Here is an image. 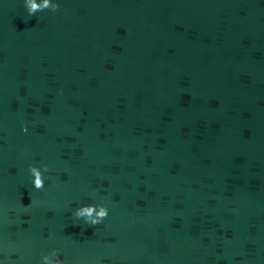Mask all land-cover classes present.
<instances>
[{
    "label": "water",
    "instance_id": "water-1",
    "mask_svg": "<svg viewBox=\"0 0 264 264\" xmlns=\"http://www.w3.org/2000/svg\"><path fill=\"white\" fill-rule=\"evenodd\" d=\"M35 2L0 0V264H264V0Z\"/></svg>",
    "mask_w": 264,
    "mask_h": 264
},
{
    "label": "clouds",
    "instance_id": "clouds-1",
    "mask_svg": "<svg viewBox=\"0 0 264 264\" xmlns=\"http://www.w3.org/2000/svg\"><path fill=\"white\" fill-rule=\"evenodd\" d=\"M26 7L29 15L34 16L40 8V5L36 4L35 0H26ZM44 7H48V0H45ZM55 11L59 10V4L53 5ZM27 132V128L24 129ZM37 167H31L30 172L34 176V187L36 190H43L45 188L44 178H41V171L37 170ZM47 166L44 167V172H47ZM74 215L78 219H83L87 225L98 226L109 215V210L104 206H83L79 208ZM54 256L56 258V264H63V261L58 252H53L48 256H44V264H50L49 257Z\"/></svg>",
    "mask_w": 264,
    "mask_h": 264
}]
</instances>
